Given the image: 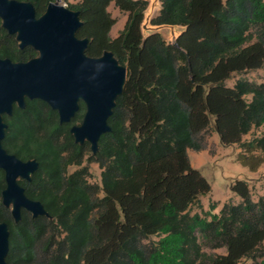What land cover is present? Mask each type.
<instances>
[{"label":"trees","instance_id":"trees-1","mask_svg":"<svg viewBox=\"0 0 264 264\" xmlns=\"http://www.w3.org/2000/svg\"><path fill=\"white\" fill-rule=\"evenodd\" d=\"M18 1L32 3L40 17L55 0ZM62 1L80 12L76 35L88 38L86 54L112 51L126 82L94 153L70 131L83 121L84 101L65 123L38 98L3 115L4 149L38 162L30 180L18 183L48 213L22 208L16 222L2 202L0 168L6 264H264V195L253 200L248 182L238 179L232 190L239 203L204 210L211 186L188 156L207 148L213 130L223 144L239 146L244 166L264 165V81L243 76L264 67V0H160L152 24L184 27L176 45L158 32L143 36L144 0ZM111 4L128 14L116 37ZM38 54L20 48L0 18V58L26 62ZM255 130L260 134L243 140ZM92 163L100 182L90 180Z\"/></svg>","mask_w":264,"mask_h":264},{"label":"water","instance_id":"water-1","mask_svg":"<svg viewBox=\"0 0 264 264\" xmlns=\"http://www.w3.org/2000/svg\"><path fill=\"white\" fill-rule=\"evenodd\" d=\"M60 1L50 2L45 12L37 17L33 4L28 1L0 0L2 26L16 35L20 48L30 45L39 53L26 62L0 58V168L5 171L7 183L1 195L16 222L21 219L22 208L33 216H48V213L41 202L28 198L18 183L20 178L30 180L38 162L35 159L22 161L4 149L2 139L7 125L3 115H11L14 104L25 107L26 97L38 98L57 110L60 123H65L71 121L80 108V101H84L87 109L83 121L73 125L70 131L76 143L89 142L94 153L100 136L110 131L107 121L127 77L126 67L112 51L106 50L96 57L86 54L88 38L76 35L82 24L80 12ZM144 1L148 6L141 30L169 28L174 37L172 43L176 45L184 27L177 33L180 25L150 26L153 10L158 4L161 7V3L160 0ZM8 248V225L0 222V264H6Z\"/></svg>","mask_w":264,"mask_h":264},{"label":"rangeland","instance_id":"rangeland-1","mask_svg":"<svg viewBox=\"0 0 264 264\" xmlns=\"http://www.w3.org/2000/svg\"><path fill=\"white\" fill-rule=\"evenodd\" d=\"M79 0H72V2H78ZM61 4L66 5L62 0ZM151 4V1H149ZM160 5L158 4L151 15V19L158 13ZM109 11L112 17L116 19V23L111 31L112 37H116L119 32L124 28L128 19V14L119 11L113 4L109 6ZM150 26H154L151 22ZM183 27L178 26L176 28L177 33L181 31ZM158 32L163 38L169 42H174V37L171 35L169 28L161 30L142 29L144 36L147 34ZM244 77L256 82L264 81V67L254 71L243 74ZM239 75L228 81L229 85H233ZM261 131L255 130L249 134L243 136V140H249L254 135H259ZM240 149L237 144H223L217 132L212 130L209 137L208 146L202 151L188 150V156L192 167L198 169L203 177L210 183L211 191L201 198L203 209L209 210L211 203H215L217 206L214 212L218 213L224 203L230 201L233 203H239L241 197L232 190V185L236 180H245L248 182L253 200H257L260 196L264 195V165L259 166L256 170L252 171L247 166H244L239 160ZM75 169L71 167L70 171ZM90 180L92 182H100L101 169L98 164L92 163L90 165ZM193 212H201L199 208H194ZM216 252L224 253L225 249H217ZM264 252V243L261 247V253ZM240 264H251V260L243 259Z\"/></svg>","mask_w":264,"mask_h":264}]
</instances>
